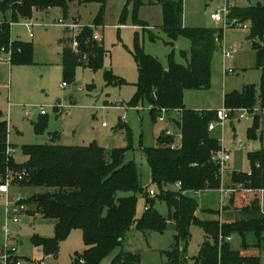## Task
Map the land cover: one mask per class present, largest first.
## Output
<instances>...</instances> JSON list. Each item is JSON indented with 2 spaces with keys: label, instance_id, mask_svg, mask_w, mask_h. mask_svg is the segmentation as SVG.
<instances>
[{
  "label": "rangeland",
  "instance_id": "374dc122",
  "mask_svg": "<svg viewBox=\"0 0 264 264\" xmlns=\"http://www.w3.org/2000/svg\"><path fill=\"white\" fill-rule=\"evenodd\" d=\"M134 2L135 0H106L103 5L98 1H75L70 5L67 16L60 8L54 7L49 10H34L31 18L18 20L11 9L0 10V21L11 23V38L33 45L32 62L0 63V118L9 122L12 155L19 164H24L29 159L23 152V146L50 143L51 132H60L63 144L96 143L111 151L127 148V133L130 130L132 147L126 150L124 159L126 162L133 161L140 174L143 192L137 194L136 215L141 218L150 205L148 191L155 189L157 195L159 194L157 186L152 183L151 168L144 149L156 146L159 135L167 131L176 134L175 141L180 146L181 129L168 120L174 116L178 117L177 120L180 119V113L177 111L169 113L164 121H154L149 101L141 100L137 104H131L139 79L134 51L139 44L146 53L157 57L165 67H168L171 61L187 65L191 41L183 33L173 39L162 28L161 5L141 6L137 16L147 27H135ZM230 3L246 7L264 4V0H230ZM224 4V0H184L186 27L224 30L223 37L217 39L210 85L203 89L189 88L185 91L184 102L188 109H222L225 107V94L242 90L249 84L258 85L264 75V69L257 66V51L247 38L251 29L236 26L226 29L223 22H217L213 18L212 15ZM98 17L101 25L95 30L101 32L100 43L106 50L101 67L94 70L91 67L78 66L74 77L65 78L62 67V41L73 32L59 21L77 23L80 33L84 26L96 24ZM29 22L34 24L30 27L31 31L26 26ZM224 49L230 51L232 57L226 58ZM229 68L233 71L226 74V69ZM106 70L123 79V83L108 84ZM65 81L67 86L63 87ZM117 101L122 102L124 109L114 108ZM42 107L46 110L45 116L40 114ZM255 114L263 116L261 110L248 117L235 113L223 123L216 122V128L211 131V135L219 139L231 159L227 163L226 171L221 174L220 186L195 195L201 206L219 212L220 221L240 219L242 215L236 213L235 209L244 205L243 201L250 202L256 193L231 182L233 172L248 171V153L264 147L263 117L256 134L251 135L248 132L249 127L253 125ZM37 124H46V128L41 132L37 131ZM243 145H251L252 149L243 148ZM10 180L11 201L14 196L26 197L42 191L41 188L35 187L21 188V180L18 178ZM222 186L236 189L230 196H224L223 204L218 190ZM168 189L178 192L180 187L174 184ZM259 199L264 210V191L259 194ZM6 206L7 195L0 193V255L7 245L8 249H15L21 264H75V254L85 251L83 231L77 228L59 242L56 254H48L37 238L53 237L55 220L40 215L34 217L29 209L20 215V222L12 226L11 234L6 240L3 230L7 217ZM154 208L164 217H168L169 206L165 200L156 196ZM175 233L176 228L172 223L168 224L164 232L152 231L148 235L138 230L135 225L128 232L123 245L98 264H111L121 249L139 253L140 264H170L166 252L173 244ZM205 239L207 235L204 228L199 223L192 222L188 241L183 242L184 245L181 244L179 264H195L194 257L199 255ZM244 239L251 246L250 252L259 250L261 263L264 264V232L260 239L254 232L246 233ZM244 239L236 233L228 238L232 249L237 251H243ZM209 240L213 241L211 238Z\"/></svg>",
  "mask_w": 264,
  "mask_h": 264
},
{
  "label": "trees",
  "instance_id": "16d2710c",
  "mask_svg": "<svg viewBox=\"0 0 264 264\" xmlns=\"http://www.w3.org/2000/svg\"><path fill=\"white\" fill-rule=\"evenodd\" d=\"M75 1H98L104 5L106 0H0V10L11 9L17 20L31 18L34 10H49L54 7L60 8L67 16L70 5ZM144 5H161L162 28L173 39L183 33L191 41L187 65L171 61L165 67L139 44L134 51L139 79L131 104H137L141 100L149 101L154 121H158L163 109L169 113L177 111L181 114L180 119L175 120L183 135L181 147L172 149L169 144L174 137L161 133L156 146L144 149L151 168L152 183L159 190L156 196L165 200L169 206L168 217L154 208L156 197L150 196V205L144 215L141 218L136 215L137 194L143 192V187L135 163L124 159L126 150L132 147L130 130L127 133V148L111 151L96 143L63 144L61 133L51 132L50 143L24 145L23 152L29 159L26 163L19 164L12 155L9 122L0 118V182L5 181L9 174L15 178L16 173L25 171V177L19 182L20 187L42 189L26 197L20 196V203L27 205V210L34 217L40 215L55 220L54 236L37 238L48 254H56L59 242L73 229L83 231L86 249L83 253L75 254V264H98L123 245L128 232L135 225L148 235L152 231L164 232L169 223L174 224L176 233L166 255L170 264H179L181 244L188 241L192 222L199 223L207 235L199 255L194 257L195 264H262L259 250L255 248L256 252H250L251 246L245 242L244 237L246 233L254 232L260 239L264 232V216L259 199V194L264 191V147L248 153V172L236 171L231 174L233 185H241L256 192L250 202L243 201L244 205L235 209L242 218L220 221L219 212L211 209L208 211L216 215L214 219H201L196 214L199 204L194 195L220 186V165L212 156L222 148V144L209 131L210 122L218 120L217 110L188 109L184 95L189 88L203 89L210 85L217 39L223 37L224 30L186 27L184 0H135L134 21L141 28L147 26L138 18L137 12ZM231 15L250 23L251 30L247 38L257 51V66L264 69V4L236 6ZM93 25H101L99 17ZM93 34L91 25L84 26L77 36V49L73 48L71 37L62 41L65 78L74 77L78 66L94 70L101 67L106 50L102 43L93 38ZM10 39L11 23L0 21V48L8 47ZM14 47L12 63L32 62L31 43L15 40ZM105 77L108 84H121L124 81L110 70L105 71ZM224 103L228 108L253 109L257 105L264 108V75L258 85L249 84L242 90L225 94ZM262 117L255 115L253 125L248 129L249 134H256ZM45 128L46 124L36 125L37 131L41 132ZM178 182L182 183L178 192L168 189ZM235 233L242 235L244 239L243 251L234 250L230 245L228 238ZM140 261L139 253L121 249L111 264H140Z\"/></svg>",
  "mask_w": 264,
  "mask_h": 264
},
{
  "label": "built area",
  "instance_id": "2783aa9c",
  "mask_svg": "<svg viewBox=\"0 0 264 264\" xmlns=\"http://www.w3.org/2000/svg\"><path fill=\"white\" fill-rule=\"evenodd\" d=\"M224 2H225L224 6L221 9L217 10L212 15L213 18L217 22H223L224 27L226 29L228 27H232V26L241 27L243 29H250V23L249 22H244L237 17H232L231 14H232L233 9L236 7L235 4L230 3V0H224ZM59 23L63 24L66 28H68L69 30H71L73 32V34L70 35L69 37H71V44H72L73 48L77 49L78 48L77 36L79 34L78 33L79 25L75 22L65 23V21H63V20H60ZM26 26L29 27V29L31 31L32 28H30V27L34 26V24L29 22V23H26ZM91 27L94 30L93 38L96 41L100 42V40L102 39V35L97 30H95L98 28V25H91ZM236 27H234V28H236ZM31 36H32V33H31ZM14 42H15V40H13L11 38L8 47L4 46V47L0 48V63H11L12 62L13 56L15 54ZM20 49L21 48H18V50H20ZM223 53H224V56L226 58L232 57V53L230 51H228L227 49H224ZM232 71L233 70L231 68H229V69H226L225 73L228 74L229 72H232ZM62 86L66 87L67 83L63 82ZM114 108L121 110V109H124V106L122 105L121 101H117ZM258 110L262 111V115L264 117V108H262L260 105H257L253 109L228 108L225 106L224 108L217 110V119L218 120L210 122L209 131H212L216 128V122L220 121L221 123H223L227 119L233 117V115L235 113L240 115L241 117H248V116H251L250 114H254ZM40 114L41 115L47 114L44 107L41 108ZM167 115H169V112H167V110L163 109L162 112L160 113V115L158 116V120H160V121L166 120L168 118ZM103 125L105 126L106 123H103ZM180 134H181V145L179 146L176 144V141H175L176 134L169 132V131L164 133V135H169V136L174 137V140L169 144V146L172 149H176V148H179L182 146V139H183L182 131ZM243 148H247L249 150L252 149L251 145H247V146L243 145ZM212 159L220 165V173L222 174L226 171V169H227L226 166H227L228 161L231 159V156L222 146V148L219 151H217L216 153L213 154ZM16 174H15L16 175L15 178L22 180L25 177L26 172L21 171V172H18ZM10 179H12V177L9 174L7 176V178L5 179V181L0 182V193L7 195V206H6L7 217H6L4 226H3V230H4V233L6 236V240L9 238V236L11 234L12 226L14 224H17L20 222V215L23 214V211H26V209H27V205H25L24 203H20V200H21L20 196L19 197L14 196L13 201L10 200V193H11V190H10V181L11 180ZM177 184L181 189L182 183L178 182ZM218 190L221 194L222 204L224 203L223 199H224L225 195L230 196L231 194H233L236 191L235 188H227L225 186H222ZM249 191H252V189H249ZM148 192H149V196L151 198L156 197L157 191L155 189H150ZM263 216H264V212H263ZM0 263L1 264H21V260L16 255L15 249H8L7 245H5L3 253L0 255Z\"/></svg>",
  "mask_w": 264,
  "mask_h": 264
},
{
  "label": "crops",
  "instance_id": "0c3cea01",
  "mask_svg": "<svg viewBox=\"0 0 264 264\" xmlns=\"http://www.w3.org/2000/svg\"><path fill=\"white\" fill-rule=\"evenodd\" d=\"M65 18H67L68 19V17H65ZM68 21H70V20H68ZM98 27H100L99 25H98ZM135 27H138V28H141L140 26H138V25H135ZM67 33H68V31H66ZM99 32V31H98ZM100 34H101V32H99ZM102 35V34H101ZM18 40V39H17ZM175 113V112H174ZM179 113V112H178ZM173 115V114H172ZM180 116H181V114H180ZM177 118L178 117H175L174 116V118L173 117H170L168 120H170V121H172L173 123H175L176 125H177V123L175 122V119L177 120ZM264 118V117H263ZM248 162H249V160H248ZM250 170V162H249V169H248V171ZM248 171H246V172H248ZM228 177V176H227ZM208 191L209 190H212V189H207ZM207 190H202V191H199L198 193H203L204 191H207ZM214 190V189H213ZM215 191H217V190H215ZM198 193H196V195L198 194ZM196 195H194L195 196V198L197 199V197H196ZM197 201H198V199H197ZM198 204H199V210L197 211V216L199 217V218H201L200 216H202L203 218H201V219H214V218H216L215 216L216 215H214L213 213H210L208 210H210L211 208H204L203 206H201L200 205V203H199V201H198ZM262 209V208H261ZM211 210H213V209H211ZM262 212H264V210L262 209ZM219 214V213H218ZM211 216V217H206V216Z\"/></svg>",
  "mask_w": 264,
  "mask_h": 264
}]
</instances>
